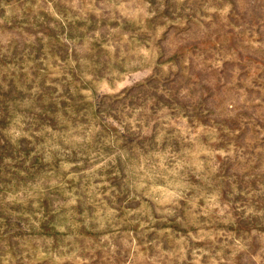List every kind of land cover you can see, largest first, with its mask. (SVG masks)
Instances as JSON below:
<instances>
[{
	"label": "rangeland",
	"instance_id": "rangeland-1",
	"mask_svg": "<svg viewBox=\"0 0 264 264\" xmlns=\"http://www.w3.org/2000/svg\"><path fill=\"white\" fill-rule=\"evenodd\" d=\"M0 264H264V0H0Z\"/></svg>",
	"mask_w": 264,
	"mask_h": 264
}]
</instances>
